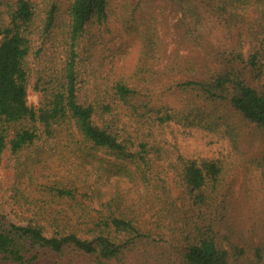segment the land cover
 <instances>
[{
  "label": "trees",
  "instance_id": "16d2710c",
  "mask_svg": "<svg viewBox=\"0 0 264 264\" xmlns=\"http://www.w3.org/2000/svg\"><path fill=\"white\" fill-rule=\"evenodd\" d=\"M0 37V264H264V0H0Z\"/></svg>",
  "mask_w": 264,
  "mask_h": 264
},
{
  "label": "rangeland",
  "instance_id": "374dc122",
  "mask_svg": "<svg viewBox=\"0 0 264 264\" xmlns=\"http://www.w3.org/2000/svg\"><path fill=\"white\" fill-rule=\"evenodd\" d=\"M177 18V14L173 13L172 11L169 12L170 26H173L175 24ZM174 38L175 36L172 35L169 39L172 48L174 47ZM136 56L137 52L135 51L133 57ZM29 100L33 105H37L39 103V95L33 89L30 90ZM179 140L182 144L183 152L186 156H202L205 158H213L228 154V142L219 141L207 133H202L200 131H191L188 136H180ZM236 199L238 201H241V184L237 186Z\"/></svg>",
  "mask_w": 264,
  "mask_h": 264
}]
</instances>
